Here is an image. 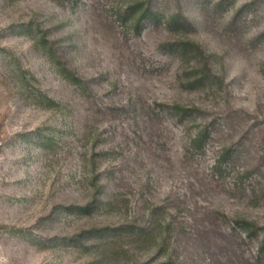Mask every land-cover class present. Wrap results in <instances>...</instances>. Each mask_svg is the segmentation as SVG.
Masks as SVG:
<instances>
[{
    "label": "rangeland",
    "instance_id": "1",
    "mask_svg": "<svg viewBox=\"0 0 264 264\" xmlns=\"http://www.w3.org/2000/svg\"><path fill=\"white\" fill-rule=\"evenodd\" d=\"M0 264H264V0H0Z\"/></svg>",
    "mask_w": 264,
    "mask_h": 264
},
{
    "label": "trees",
    "instance_id": "2",
    "mask_svg": "<svg viewBox=\"0 0 264 264\" xmlns=\"http://www.w3.org/2000/svg\"><path fill=\"white\" fill-rule=\"evenodd\" d=\"M139 6L144 7V4L141 3V4L138 5V7ZM142 12H143V15L140 18L138 24H141L143 22V20H145V19L157 18L158 17V14L155 13L150 7L149 8H144V10ZM172 22L174 24H178V25L183 26V27L185 25H188V26L191 25L189 20H187L186 18H184L182 16H180V17L178 16V17L173 18ZM187 45L190 46V47L195 48L199 52H202V49H201L200 45H198L197 43L189 42ZM58 67L60 68V71H61L62 75H64V77L66 79H68V81H70L72 84H74L76 86H79V84L83 83V79L76 72H74L73 70L68 68L66 63H64V62L61 63L60 62V66H58ZM176 110L178 112H181L183 116H187L191 112L190 109L182 107V106H177ZM204 134L205 133H199V135L193 140L194 144H197V143L202 144L204 142V139H205ZM82 208H83V210H89L91 207H82ZM244 223H245L246 226H248L247 228H244L245 230L252 231L253 228H256V229L258 228L254 222H250V221L244 220ZM255 231L256 230H254V232Z\"/></svg>",
    "mask_w": 264,
    "mask_h": 264
}]
</instances>
